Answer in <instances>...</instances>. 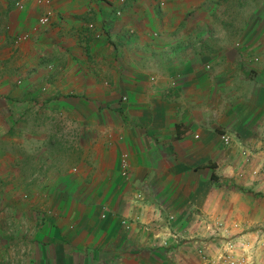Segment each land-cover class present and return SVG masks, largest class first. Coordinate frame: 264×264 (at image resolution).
<instances>
[{
	"label": "crops",
	"instance_id": "1",
	"mask_svg": "<svg viewBox=\"0 0 264 264\" xmlns=\"http://www.w3.org/2000/svg\"><path fill=\"white\" fill-rule=\"evenodd\" d=\"M238 226H264V0H0V264H213Z\"/></svg>",
	"mask_w": 264,
	"mask_h": 264
},
{
	"label": "built area",
	"instance_id": "2",
	"mask_svg": "<svg viewBox=\"0 0 264 264\" xmlns=\"http://www.w3.org/2000/svg\"><path fill=\"white\" fill-rule=\"evenodd\" d=\"M45 2L47 5L51 4V0H39ZM20 7H23V4L18 3ZM54 11L51 6H48L42 13L39 21L42 25H46L50 22L51 16ZM117 14L120 15L121 11L118 10ZM27 34L24 35L27 38ZM222 139L225 144L231 142L229 135H223ZM129 163L127 161V156L124 155L122 159V169L123 174L128 175ZM170 236L174 239H178L179 235L177 233H171ZM220 239H224L220 245L218 252L212 256H207L205 254L206 250L203 246L198 247V251L205 255L211 263L213 264H264V261L256 258L252 247L245 241V238L242 236H222Z\"/></svg>",
	"mask_w": 264,
	"mask_h": 264
},
{
	"label": "rangeland",
	"instance_id": "3",
	"mask_svg": "<svg viewBox=\"0 0 264 264\" xmlns=\"http://www.w3.org/2000/svg\"><path fill=\"white\" fill-rule=\"evenodd\" d=\"M213 229V228H212ZM231 229V228H230ZM235 229H238V230H236L235 232H233V236H239V235H242V234H244V232H247V231H249V232H251V231H259V230H263V231H260L262 234H264V226H257V227H253V228H245V226L244 227H235ZM210 230V229H209ZM213 230H215V233L217 234V235H211V236H208V237H210V238H217V239H220L221 238V236H219V229H213ZM229 230V229H228ZM240 230V231H239ZM179 239V238H178ZM261 252H264V245H263V247H262V249L260 250ZM260 251L258 252V254L260 253ZM254 252V254L256 255V252H255V250L253 251ZM256 258H258L259 260H261L260 259V257H258V255H256ZM262 261H264V260H262Z\"/></svg>",
	"mask_w": 264,
	"mask_h": 264
},
{
	"label": "trees",
	"instance_id": "4",
	"mask_svg": "<svg viewBox=\"0 0 264 264\" xmlns=\"http://www.w3.org/2000/svg\"><path fill=\"white\" fill-rule=\"evenodd\" d=\"M211 167H212V168H215V165L211 164Z\"/></svg>",
	"mask_w": 264,
	"mask_h": 264
}]
</instances>
